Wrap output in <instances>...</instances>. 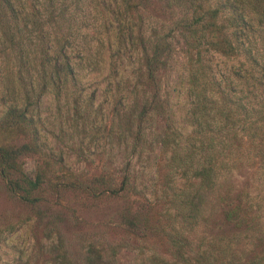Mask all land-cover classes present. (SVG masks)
Here are the masks:
<instances>
[{
  "label": "trees",
  "instance_id": "1",
  "mask_svg": "<svg viewBox=\"0 0 264 264\" xmlns=\"http://www.w3.org/2000/svg\"><path fill=\"white\" fill-rule=\"evenodd\" d=\"M175 44L186 57L183 126L175 124L162 86ZM1 56L8 65L0 76V178L10 197L36 212L66 194L137 197L130 166L156 148L168 180L174 184L177 175L181 183L168 200L178 224L168 235L170 260L153 257L150 264H264V255L242 260L232 239H205L193 251L184 236L198 226L204 194L239 157L250 154L264 165V0H0ZM217 58L230 61L222 75ZM97 79L102 88L88 93L84 85ZM47 97L70 128L89 118L97 97L108 102L127 154L116 179L66 167L53 148L62 124L54 117L58 134L42 132ZM67 148L79 156L72 141ZM27 156L37 159L32 176L21 162ZM250 199L240 198L224 219L237 227L247 217L252 222ZM120 216L131 230L156 228L136 212ZM54 233V264L115 262V247L96 243L101 235L85 243L77 237L74 261Z\"/></svg>",
  "mask_w": 264,
  "mask_h": 264
},
{
  "label": "rangeland",
  "instance_id": "2",
  "mask_svg": "<svg viewBox=\"0 0 264 264\" xmlns=\"http://www.w3.org/2000/svg\"><path fill=\"white\" fill-rule=\"evenodd\" d=\"M185 54L180 44H175L169 66L162 73V86L168 98L174 121L185 125ZM0 76L5 72V59L0 57ZM216 69L222 75L230 61L214 59ZM6 64V66H5ZM101 80L86 83L90 93L101 89ZM50 98H44L41 115L45 116L43 135H57L56 120L62 124V133L54 151L61 153L66 167L76 174L86 176L104 173L116 179L123 169L126 151L120 142L119 128L111 115V108L102 97H97L92 113L84 122L70 128L68 116L56 113ZM2 106L0 105V115ZM57 122V123H58ZM112 124V125H111ZM74 143L79 156L67 148ZM24 171L32 176L37 165L34 157H22ZM134 185L139 196L119 200L92 201L73 194L55 200L56 205H41L39 212L10 197L0 178V264H54L52 244L57 230L64 239L67 254L72 260L80 257L81 237L85 243L91 237L100 236L97 244L115 247L114 264H150L153 257L170 260L168 235L177 227L168 200L175 184L181 183L177 175L168 180L164 153L156 148L145 152L130 166ZM250 196L253 207L247 224L234 226L224 219V212L244 195ZM138 213L148 225L156 228L131 230L121 221L124 210ZM23 219H29L21 224ZM54 221L49 232V222ZM141 227V226H140ZM185 241L194 247L211 238L228 240L235 244V252L242 260L264 255V165L250 154H244L231 165V169L216 183L215 190L204 194L198 216V226L184 230Z\"/></svg>",
  "mask_w": 264,
  "mask_h": 264
}]
</instances>
